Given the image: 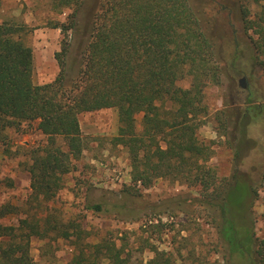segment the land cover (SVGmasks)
Wrapping results in <instances>:
<instances>
[{
  "label": "trees",
  "instance_id": "1",
  "mask_svg": "<svg viewBox=\"0 0 264 264\" xmlns=\"http://www.w3.org/2000/svg\"><path fill=\"white\" fill-rule=\"evenodd\" d=\"M51 2L57 11H71L65 23L52 27L64 40L54 56L59 74L51 83H33L32 49L14 38L21 28L0 24V139L8 130L35 121L47 138L42 148L29 152L30 210L16 226L0 223V264H31V239L44 241L51 235L77 241L67 264H137L127 245L89 250L81 245L80 228L63 226L47 207L43 218L35 212L56 197L71 162L82 155L79 116L104 109L117 112L118 130L112 141L127 150L133 185L146 189L166 179L197 190L194 198L170 199L165 210L196 205L215 230L224 264L234 259L236 264H264V237L258 239L254 227V204L264 175L253 182L238 169L248 122L264 116V105L255 104L250 90L246 100L250 106L244 103L243 108L214 114L217 137L233 152L228 177L219 178L208 165L214 142L197 137L208 119L204 91L226 82L233 86L236 77L247 73L240 67L239 59L245 57L240 42H234L226 61L213 25L194 0ZM217 5L227 13L234 35L235 27L246 35L252 25L264 26V0H224ZM254 7L261 10L252 21ZM249 40L256 52L247 54L250 66L264 68V32ZM182 82L188 87H181ZM87 209L124 222L138 219L126 202L111 207L95 203ZM14 214L20 215L17 208L0 206V220ZM149 251L154 257L145 264H180L173 254L152 247Z\"/></svg>",
  "mask_w": 264,
  "mask_h": 264
},
{
  "label": "rangeland",
  "instance_id": "2",
  "mask_svg": "<svg viewBox=\"0 0 264 264\" xmlns=\"http://www.w3.org/2000/svg\"><path fill=\"white\" fill-rule=\"evenodd\" d=\"M219 2L224 0H194L204 19L213 25V35L226 61L234 50V42H240L245 50V57L239 59L240 67L247 73L236 77L233 86L226 82L204 91L208 119L197 131V137L204 143L214 142L211 145L214 154L208 165L215 168L219 178H225L232 173L233 152L223 139L217 137L213 116L225 109L243 108L244 103V107L250 106L246 101L250 90L255 93V104L264 105V68L255 64L250 66L251 60L247 55L249 52L256 54L249 39L254 40L263 33L264 26L252 25L246 35L235 27L237 32L234 35L227 13L217 5ZM260 10L251 9L252 21ZM70 13L69 9L55 10L51 0H0V24L21 28L14 38L32 49L33 83L37 86L53 82L59 74L54 56L60 52L64 37L52 27L65 23ZM243 78L244 88H240L239 81ZM179 85L187 88L189 84L182 82ZM141 118L140 115L136 117L138 130L141 129ZM78 120L84 146L82 155L71 162V169L63 176L62 189L56 197L40 209L35 208L38 217H44L45 207L52 209L60 224L77 226L82 230V246L104 252L108 245L117 248L124 244L132 262L137 264H145L154 257V253L149 251L151 247L173 254L180 264H224L215 230L196 205L192 208L173 206L165 210L170 199L176 196L194 198L197 190L166 179L157 180L146 189L132 184L127 150L112 141L118 130L116 110L84 113ZM37 124L38 121L22 123L18 130H8L6 137L0 139V206L11 205L20 213L0 220L3 225L16 226L17 220L31 208L29 152L42 148L47 142V138L37 130ZM240 159L238 169L251 181L264 175V116L248 122ZM257 191L254 227L256 237L262 239L264 181ZM121 202L128 203L137 212V222H124L115 215L96 214L87 209L95 203L111 207ZM76 242L75 239L67 241L55 235L44 241L32 238L31 264H67L75 253ZM236 262L234 259L232 264Z\"/></svg>",
  "mask_w": 264,
  "mask_h": 264
},
{
  "label": "water",
  "instance_id": "3",
  "mask_svg": "<svg viewBox=\"0 0 264 264\" xmlns=\"http://www.w3.org/2000/svg\"><path fill=\"white\" fill-rule=\"evenodd\" d=\"M244 82H245L244 78L239 81L240 88H244Z\"/></svg>",
  "mask_w": 264,
  "mask_h": 264
}]
</instances>
